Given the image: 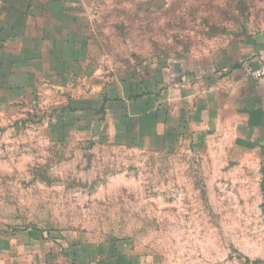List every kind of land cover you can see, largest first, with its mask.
Listing matches in <instances>:
<instances>
[{
    "label": "rangeland",
    "instance_id": "1",
    "mask_svg": "<svg viewBox=\"0 0 264 264\" xmlns=\"http://www.w3.org/2000/svg\"><path fill=\"white\" fill-rule=\"evenodd\" d=\"M262 30L264 0H94V73L43 84L37 104L0 108V231L132 239L156 264H264L262 163L230 129L189 148L125 144L111 126L104 135L79 122L51 126L68 97L94 94L96 81L147 74L165 59L195 71Z\"/></svg>",
    "mask_w": 264,
    "mask_h": 264
},
{
    "label": "crops",
    "instance_id": "2",
    "mask_svg": "<svg viewBox=\"0 0 264 264\" xmlns=\"http://www.w3.org/2000/svg\"><path fill=\"white\" fill-rule=\"evenodd\" d=\"M93 3L0 0V108L25 97L37 104L43 84L66 87L94 73L87 58ZM263 65L264 30L217 48L195 71L165 59L147 74L96 81L94 94L68 97L64 118L99 135L111 126L125 144L172 147H200L228 128L258 151L264 169V78L255 74ZM0 264L156 263L132 239L7 230L0 231Z\"/></svg>",
    "mask_w": 264,
    "mask_h": 264
},
{
    "label": "trees",
    "instance_id": "3",
    "mask_svg": "<svg viewBox=\"0 0 264 264\" xmlns=\"http://www.w3.org/2000/svg\"><path fill=\"white\" fill-rule=\"evenodd\" d=\"M135 72H130L127 74H122L120 75L121 77H123V75H128V74H134ZM54 123L51 124V126L55 129V130H65L68 126H70L71 124H76L74 122V119L70 120L69 118H64V111L63 109L59 110V112H56L55 115V119L53 121ZM142 141L137 142V143H133V144H140ZM262 171L264 172V169H262Z\"/></svg>",
    "mask_w": 264,
    "mask_h": 264
},
{
    "label": "built area",
    "instance_id": "4",
    "mask_svg": "<svg viewBox=\"0 0 264 264\" xmlns=\"http://www.w3.org/2000/svg\"><path fill=\"white\" fill-rule=\"evenodd\" d=\"M255 74L258 78H264V65L258 68Z\"/></svg>",
    "mask_w": 264,
    "mask_h": 264
}]
</instances>
